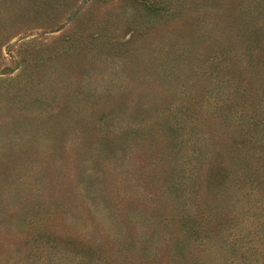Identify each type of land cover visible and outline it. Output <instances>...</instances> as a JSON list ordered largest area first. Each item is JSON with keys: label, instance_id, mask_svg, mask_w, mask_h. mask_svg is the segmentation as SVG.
<instances>
[{"label": "rangeland", "instance_id": "obj_1", "mask_svg": "<svg viewBox=\"0 0 264 264\" xmlns=\"http://www.w3.org/2000/svg\"><path fill=\"white\" fill-rule=\"evenodd\" d=\"M0 264H264V0H0Z\"/></svg>", "mask_w": 264, "mask_h": 264}]
</instances>
